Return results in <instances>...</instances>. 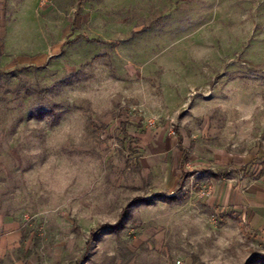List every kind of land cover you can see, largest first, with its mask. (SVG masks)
I'll list each match as a JSON object with an SVG mask.
<instances>
[{
    "label": "rangeland",
    "instance_id": "obj_1",
    "mask_svg": "<svg viewBox=\"0 0 264 264\" xmlns=\"http://www.w3.org/2000/svg\"><path fill=\"white\" fill-rule=\"evenodd\" d=\"M223 169L264 189V0H0V223L21 225L16 260L263 261L264 230L208 178ZM183 171L198 174L180 187Z\"/></svg>",
    "mask_w": 264,
    "mask_h": 264
},
{
    "label": "crops",
    "instance_id": "obj_2",
    "mask_svg": "<svg viewBox=\"0 0 264 264\" xmlns=\"http://www.w3.org/2000/svg\"><path fill=\"white\" fill-rule=\"evenodd\" d=\"M185 153L188 155V161L190 158L188 151L184 149V165L188 163V161H184ZM226 170L228 169H223V171ZM227 172L230 173V171ZM182 173L189 172L183 171ZM190 174V177H192L198 174V172ZM227 176L223 178H208L223 182L220 186V194L223 202L228 205L231 210L240 212L242 217L244 219L246 218L248 224L255 230H264V189L261 187L260 183H252L247 189H243L241 186L236 187L226 184L224 181L227 179ZM0 225L4 228V231L0 234V264H25L27 258L16 260L13 257V254L22 246L25 240L20 223L6 217L1 221Z\"/></svg>",
    "mask_w": 264,
    "mask_h": 264
},
{
    "label": "trees",
    "instance_id": "obj_3",
    "mask_svg": "<svg viewBox=\"0 0 264 264\" xmlns=\"http://www.w3.org/2000/svg\"><path fill=\"white\" fill-rule=\"evenodd\" d=\"M184 156H185L184 161L187 162L188 161V155L185 153ZM209 174H210L209 175L210 178H223V177L228 175V172L227 171H219V172L210 171ZM190 176H191V174L182 173V180H181L180 187L182 186L183 181L188 179ZM138 201H140V200H137L136 202H138ZM127 213H128L127 209H124V211L121 214V221L126 217ZM106 227H109L111 229H118L120 227V222L113 225V226H106ZM99 232H100L99 230L95 231V232L92 231L91 232L92 233V239H94L99 234ZM87 246L89 247V245H87ZM257 263L258 264H264V260L261 261L258 259V257H256L252 261H249V263H247V264H257Z\"/></svg>",
    "mask_w": 264,
    "mask_h": 264
},
{
    "label": "built area",
    "instance_id": "obj_4",
    "mask_svg": "<svg viewBox=\"0 0 264 264\" xmlns=\"http://www.w3.org/2000/svg\"><path fill=\"white\" fill-rule=\"evenodd\" d=\"M175 135V133H173Z\"/></svg>",
    "mask_w": 264,
    "mask_h": 264
}]
</instances>
